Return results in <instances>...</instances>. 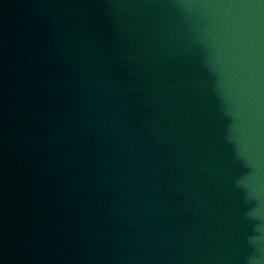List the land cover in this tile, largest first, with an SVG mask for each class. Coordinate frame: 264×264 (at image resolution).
<instances>
[{"label":"water","instance_id":"95a60500","mask_svg":"<svg viewBox=\"0 0 264 264\" xmlns=\"http://www.w3.org/2000/svg\"><path fill=\"white\" fill-rule=\"evenodd\" d=\"M0 264H264V0H0Z\"/></svg>","mask_w":264,"mask_h":264}]
</instances>
